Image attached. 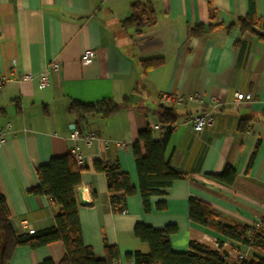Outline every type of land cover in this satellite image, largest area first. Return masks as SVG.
Instances as JSON below:
<instances>
[{"label":"crops","instance_id":"obj_1","mask_svg":"<svg viewBox=\"0 0 264 264\" xmlns=\"http://www.w3.org/2000/svg\"><path fill=\"white\" fill-rule=\"evenodd\" d=\"M135 1L152 7L154 21L123 27ZM209 4L216 10L211 23L222 25L187 38L189 29L208 24ZM247 12L248 0H0V71L9 78L0 88V128L7 126L0 146V195L19 230L24 220L34 230L52 225L60 206L48 195L28 191L37 184L34 169L76 145L84 158L75 189L78 218L83 242L96 257L104 256V239L118 249L115 264H131L124 257L128 252H147V244L133 233L136 223L175 224L170 237L175 251L187 250L194 240L252 253L192 222L187 211L193 196L208 202L224 223L250 225L255 216H264V43L256 35L264 34V0H255L254 31L226 28ZM89 49L94 58L83 64L80 56ZM155 57L163 58L162 65L143 72L140 61ZM49 62L59 67L45 87L17 81L22 72L38 74ZM241 92L252 98L236 99ZM103 99L121 104L120 109L87 118L82 133H93L90 145L74 141L77 119L70 101ZM207 108L213 124L195 131L190 119ZM166 112L177 119L164 158L186 177L174 180L165 194L150 195L145 211L132 143L146 127L160 140L161 128L155 126H167L159 122ZM242 120L246 126L240 130ZM96 159L116 160L128 173L137 192L128 197L125 212L112 209L106 176L92 168ZM227 165L236 172L233 184L208 175ZM158 201L165 209L156 208ZM63 255L59 241L36 249L19 246L8 264H39L46 258L57 263Z\"/></svg>","mask_w":264,"mask_h":264},{"label":"trees","instance_id":"obj_2","mask_svg":"<svg viewBox=\"0 0 264 264\" xmlns=\"http://www.w3.org/2000/svg\"><path fill=\"white\" fill-rule=\"evenodd\" d=\"M130 15L122 21L123 27L141 26L154 21V11L146 2L131 3ZM216 17V10L209 4V22L207 25L198 24L189 29L187 38L201 36L207 30L222 25L211 23ZM255 0H248V12L226 25L229 29L237 25L241 32L254 31L256 23ZM140 30V29H138ZM264 43V34H256ZM163 58L155 57L142 59L140 66L143 72L159 67ZM127 100L125 99L123 104ZM121 107V104L110 99L96 102H80L71 100L69 109L76 116L75 127L82 132L87 118L91 116H109ZM177 116L166 112L161 114L159 122L167 125L161 128L162 137L156 140L153 130L149 127L140 129L137 139L132 143L134 163L138 176V192L145 211L150 209L149 197L152 194L163 195L174 180L185 178L186 175L174 170L169 161L164 158V151L169 134ZM246 121L242 120L239 129H245ZM84 166H78L70 150L61 156L51 157L46 163L35 167L37 184L28 191L35 195H48L58 204L59 209L53 214V223L49 227L28 233L13 229L11 215L6 201L0 195V264H8L16 247L27 246L36 249L52 242L59 241L64 247V255L55 263L50 258L39 264H115L120 255L114 245L104 239V256L96 257L91 246L84 244L78 218V207L75 199V189L80 183V172ZM95 171L106 176V186L110 204L115 212L126 211L128 197L136 194V188L131 184L128 173L120 168L118 161L96 159L92 163ZM211 178L228 185L236 178L235 170L227 165L219 173L208 174ZM159 210L165 209L164 201L155 204ZM189 219L209 228L225 238L248 247L253 251L249 258H234L227 250L210 248L197 241L191 240L188 249L175 251L171 247L170 237L176 233L175 224H167L162 228H153L143 223H136L133 233L141 242L147 244L148 251L134 250L125 254V259L131 264H264V216L260 217L258 225L244 223H224L212 206L199 198L190 196L187 205ZM222 245L221 242L218 243Z\"/></svg>","mask_w":264,"mask_h":264},{"label":"built area","instance_id":"obj_3","mask_svg":"<svg viewBox=\"0 0 264 264\" xmlns=\"http://www.w3.org/2000/svg\"><path fill=\"white\" fill-rule=\"evenodd\" d=\"M94 58V50H84L80 56V62L83 64H89L92 62ZM58 64L56 62H49L41 72L38 74H32V73H24L22 72L18 77L19 83H25V82H32L35 81L37 83V86L39 88H43L48 84L49 81V75L51 71L58 70ZM9 78L6 76L2 71H0V88L3 87L7 82ZM236 99L238 100H250L252 98L250 93H236L235 94ZM201 103V100H199ZM192 127L195 131H199L203 129L205 126L212 125L214 122L213 117V111L212 108L203 109L200 111L196 116L192 117L190 119ZM155 128H164L166 129L167 126L161 127L159 125H156ZM7 129V126L5 128H0V146L4 142V134L5 130ZM71 138L76 141L78 139H82L83 142L87 145H90L93 140L95 139V136L91 132L82 133L80 130H78L75 126L73 127L71 131ZM122 143H117V146H122ZM70 153L72 157L74 158L76 164L78 166L83 165V154L81 151L77 149V146L74 145L70 149ZM260 223V218L255 216L254 224L258 225ZM21 228L23 231L28 233H33L34 229L29 225V223L24 220L21 222ZM236 258L242 259L243 256L241 254H238Z\"/></svg>","mask_w":264,"mask_h":264},{"label":"rangeland","instance_id":"obj_4","mask_svg":"<svg viewBox=\"0 0 264 264\" xmlns=\"http://www.w3.org/2000/svg\"><path fill=\"white\" fill-rule=\"evenodd\" d=\"M229 246V245H228ZM226 248V247H225ZM231 248V247H230ZM239 250V249H238ZM237 250V251H238ZM252 250V249H251ZM229 253H230V255L232 256V257H234V258H236L237 257V255L238 254H241L243 257H245V258H249L253 253H255L256 251H253L252 253H249L248 251H246V250H239L238 252H235V253H233V252H230V251H228ZM244 252V253H243ZM257 254H260V253H258V252H256ZM261 255V254H260Z\"/></svg>","mask_w":264,"mask_h":264},{"label":"water","instance_id":"obj_5","mask_svg":"<svg viewBox=\"0 0 264 264\" xmlns=\"http://www.w3.org/2000/svg\"><path fill=\"white\" fill-rule=\"evenodd\" d=\"M73 127H74V125H73ZM78 194H79V191H78ZM79 201L82 202V200L80 198H79ZM11 224H12L13 229H17V226L13 220H11Z\"/></svg>","mask_w":264,"mask_h":264},{"label":"bare ground","instance_id":"obj_6","mask_svg":"<svg viewBox=\"0 0 264 264\" xmlns=\"http://www.w3.org/2000/svg\"><path fill=\"white\" fill-rule=\"evenodd\" d=\"M72 129H73V128H72ZM17 228H18V227H17ZM18 229H19V228H18ZM221 247H222V246H221ZM238 251H239V250H238ZM238 251H237V252H238ZM243 253H244V252H243Z\"/></svg>","mask_w":264,"mask_h":264}]
</instances>
